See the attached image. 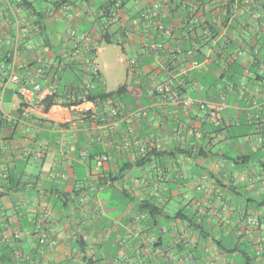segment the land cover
I'll list each match as a JSON object with an SVG mask.
<instances>
[{"label":"crops","instance_id":"obj_1","mask_svg":"<svg viewBox=\"0 0 264 264\" xmlns=\"http://www.w3.org/2000/svg\"><path fill=\"white\" fill-rule=\"evenodd\" d=\"M27 1L0 0V64L21 78L43 64L36 80L62 96L90 79L66 40L75 27L104 96L89 111L46 110L36 96L29 121L0 125V264H264V0H123L113 24L105 0ZM159 1L166 39L140 17ZM189 30L200 39L194 68L176 50ZM156 41L165 48L153 51ZM182 79L188 109L146 94L151 82ZM18 87L2 102L16 114ZM39 229L54 246L42 251Z\"/></svg>","mask_w":264,"mask_h":264},{"label":"built area","instance_id":"obj_2","mask_svg":"<svg viewBox=\"0 0 264 264\" xmlns=\"http://www.w3.org/2000/svg\"><path fill=\"white\" fill-rule=\"evenodd\" d=\"M48 3L54 2V0H47ZM166 1V0H165ZM123 7V0H115V2L105 9H102V14H106L107 22L109 24L118 23L121 19V11ZM162 1L153 3L149 8H144L140 12V17L142 20L147 21L149 24H152L156 28L158 35L164 39L170 38L173 34V27L170 24L163 22L162 18L165 16L164 12L161 9ZM57 7L53 6L51 12L54 13ZM60 10L65 14V18L68 22H72L75 17V12L72 9V6L68 3H62ZM189 29H191L189 27ZM190 31V30H189ZM191 32V31H190ZM204 33H209L208 29L204 30ZM87 38V33L79 32L75 27L69 29L68 34L66 35V40L71 42L72 52L75 55L81 56L83 62L90 72V79L82 81L78 86V90L70 89L62 96L57 97L56 104L61 105L71 111L82 110L89 111L91 109L90 105L94 102L89 100L87 95L93 92L98 84V81L101 79L100 69L97 65L94 55L90 52V49L83 46V41ZM124 40L123 35H118L116 41L117 44L122 43ZM166 46L165 41H156L150 48L157 52L164 49ZM197 43L193 42V46L186 48L184 45L179 44L176 47L177 52L189 60L190 68L198 67L200 65V60L196 55ZM124 59L120 57V61ZM130 65L136 63L135 59H130ZM264 65V60H263ZM36 75L44 76L45 67L43 64H39L35 68V72L29 71L24 78L13 71L9 70L6 64H0V125L2 124H17L24 121H29L32 118V111L35 106V97L37 96L41 100L46 98L48 95H56L55 93V84L50 82L45 88L36 80ZM16 83L19 84V87L13 90V95L15 97L21 98V106L17 109L19 114L13 113L11 111L5 110L2 106L3 96L8 89V84ZM184 81L183 79L179 83L173 81H154L147 85L146 94L148 96L164 95L174 102L178 103L184 109H188L194 104V100L185 95L183 92ZM57 96V95H56ZM201 107L205 106L204 102H200ZM81 106L83 108H81ZM112 112L117 113V109H113ZM209 117L213 119H220L222 117L221 110L219 107H214L209 110ZM65 123H71L77 125V121L73 120L71 117L65 120ZM82 156L86 155L84 151L81 152ZM43 155L42 151H36L35 156L40 158ZM103 159H107V156H103ZM4 178H8L7 174L3 175ZM64 176V175H63ZM49 209H46V213H49ZM249 221L254 224L258 222L257 217H251ZM39 236V244L42 251L45 247H52L55 244V241L49 240V235L45 229H39L37 232ZM22 256L20 251L14 252L15 258H20ZM161 261H151L143 262L142 264H162Z\"/></svg>","mask_w":264,"mask_h":264},{"label":"trees","instance_id":"obj_3","mask_svg":"<svg viewBox=\"0 0 264 264\" xmlns=\"http://www.w3.org/2000/svg\"><path fill=\"white\" fill-rule=\"evenodd\" d=\"M21 2L24 5H27V6L29 5V3H28L27 0H21ZM114 2H115V0H105V2L102 5V8L105 9L107 6L113 4ZM102 16L103 17H106V14H102ZM189 32L190 31L186 32V35L187 36L186 35L184 36V38H185L184 40L188 44L185 47L186 48H190V47L193 46V42H196L197 43L196 55H197V58L199 59L198 56L200 55V49H199V44L198 43H199L200 39H199V37H193L192 33H189ZM105 37H106V42H111L109 35H106ZM5 58H7V56H5L4 59ZM9 61L10 60L8 59L7 62H9ZM237 72H239V74H240L241 71H235L234 73L235 74H238ZM79 77H80V75H79ZM78 85L73 86L72 89L78 90L79 89V86ZM102 96H104L103 95V90H102L101 86L99 85L98 87H96V89L93 92H91V93H89L87 95V98L89 100L96 101V98H100ZM56 99H57V96L56 95H48L46 98H44L42 102L45 104V109L47 110L50 106H52L53 104H55L56 103ZM8 182H9V184L12 185V184H18L20 181H16L14 183V175L11 173V174H9V181ZM142 206L145 207V208H147V209H149L150 212H151V214L153 215V213H154L153 210H155V206L154 205L145 204V205H142Z\"/></svg>","mask_w":264,"mask_h":264},{"label":"rangeland","instance_id":"obj_4","mask_svg":"<svg viewBox=\"0 0 264 264\" xmlns=\"http://www.w3.org/2000/svg\"><path fill=\"white\" fill-rule=\"evenodd\" d=\"M112 57H114L115 58V54L112 56ZM4 106L7 108L8 106H10V103H8V102H4Z\"/></svg>","mask_w":264,"mask_h":264}]
</instances>
